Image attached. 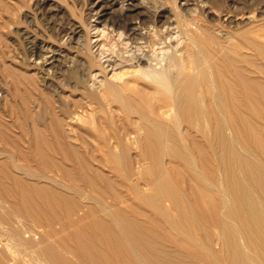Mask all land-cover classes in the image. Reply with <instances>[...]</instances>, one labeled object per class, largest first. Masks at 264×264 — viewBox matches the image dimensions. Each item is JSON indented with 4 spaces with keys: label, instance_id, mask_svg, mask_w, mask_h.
<instances>
[{
    "label": "bare ground",
    "instance_id": "obj_1",
    "mask_svg": "<svg viewBox=\"0 0 264 264\" xmlns=\"http://www.w3.org/2000/svg\"><path fill=\"white\" fill-rule=\"evenodd\" d=\"M95 3L130 49L83 66L79 90L104 113L98 126L73 125L86 106L67 93L60 112L51 95L34 101L23 175L0 160V264H264V19L238 18L221 37L186 17L183 38L159 49L143 0ZM125 66L138 68L116 72ZM2 126L0 142L21 151L25 133L10 139ZM53 171L63 184L28 180Z\"/></svg>",
    "mask_w": 264,
    "mask_h": 264
},
{
    "label": "rangeland",
    "instance_id": "obj_2",
    "mask_svg": "<svg viewBox=\"0 0 264 264\" xmlns=\"http://www.w3.org/2000/svg\"><path fill=\"white\" fill-rule=\"evenodd\" d=\"M143 4H144L143 7L148 10L147 15H144V20H145L144 22L145 23L147 22L146 26L150 25L151 28L155 26L156 27V29L154 27L156 31L155 37L158 40L161 39L160 42L162 43H159L158 46L155 45V48L157 47L159 49L161 48L166 49L164 45L167 46V44H171V42L172 43L174 42L171 45L175 46L174 45L175 42L180 38V36H182V31H183L182 23H184L183 21L184 19L186 20V17L187 20L190 19L191 21L194 22L196 21L195 23L192 22L193 24L191 25V27H193L198 23L201 24V22H203L202 24H207L208 26L216 27L214 28L215 32L221 37L222 35L228 33H229L228 35H230L231 32H235L236 30L240 29L239 27L242 26L241 24L243 22L242 20H244L245 17L247 16L251 19L253 18L252 23L257 26H259V24H261L262 20L264 19V15H263L264 13L261 12L259 7L264 4V0H143ZM96 5L97 4L95 3V0H0V100H1L0 105L3 104L2 102L5 100L4 105L0 106L1 109L0 122H2V125H4V128L2 126V129L4 131L9 130L8 132L5 131V134L7 136L10 134L9 137L7 138L12 139L13 136H15V134L22 136L25 133L24 129L26 131V129L28 130L29 127L28 119L30 118V116L28 114L30 112L34 113L35 112L34 110L42 109V108H36L37 106L35 103H37V101L38 102L44 101L46 99V96H50V95L54 100H56L55 106H57V111L61 106H64V103L67 104L70 95L74 96L75 98L77 97L79 100H81L80 102L82 104L84 103L83 106L86 107L80 108L81 111L78 112V115L74 120L75 122L74 121L72 122L73 125L80 126L81 128H83V129L80 128L81 131L98 126L97 125V123L99 122L98 118L103 117L104 113L100 111V109L98 108L99 105L97 103L91 101L90 99L82 95L80 91L81 82H82L81 80L88 81L87 79L88 71L83 70V66L85 62L87 63L89 61L88 57L91 59L93 58L103 59L104 57L109 56L111 54L113 55L118 51L120 52L126 51L127 53L128 50L130 49V46L128 44H125L126 43L125 40L122 41L117 37H110L112 34L111 30H117V32L118 31L121 32V29L113 28L112 19L109 18L108 19L109 21H106V17L101 16V13L98 11L99 7L98 5L97 6ZM191 11L192 13H190L189 15V12ZM243 11L244 13H242ZM212 12L215 16L212 14ZM224 12H226L225 15ZM170 13L172 15H170ZM241 13L243 14L242 17L245 16L244 18L241 17L242 19L240 18V16L242 15ZM209 14L211 17H208ZM221 14L223 15V17ZM191 15L192 17H188ZM226 15L232 16V18L234 19V21L232 22H235L236 24L235 23L228 24ZM147 16H149V18ZM155 16L157 17L155 18ZM180 16L182 17V19ZM175 17H177L179 21H177V18ZM260 17L262 18V20L261 19L259 20ZM125 18L124 19L121 18L122 21L120 20L124 24L138 21V19H135L134 16H128ZM238 18L240 22L242 21L241 23L238 21ZM209 19L212 22H210ZM213 19L217 21H214ZM255 19L258 20L255 21ZM171 20H172V24H171ZM236 20L238 21V23ZM154 21L156 22V25H154L155 23ZM177 22L178 23L181 22L180 23L181 25L178 24ZM226 23L227 25H225ZM160 25H162V27ZM235 25H236V29H235ZM219 26L222 28L220 29ZM163 28L165 29V31H162L164 30ZM179 28H181V30ZM168 29H171L172 31L174 29L176 30H174L173 33ZM152 30H150V34L152 33L150 38L154 40L155 38H153L154 35ZM157 30H159L160 32ZM261 30L263 31L264 29L258 27L256 31L259 34L264 33V31L261 32ZM162 38H165L166 40ZM182 38L183 36L181 37V39ZM168 39L171 40L168 42L167 41ZM149 40L148 39L141 40L138 42V45H142L143 49L147 47H149L147 49H150L152 48V45L149 44L150 43ZM162 40L167 44L163 43ZM97 42L101 44V50H98V45H96ZM145 44L147 45L149 44V46L147 45L145 46ZM56 54H57L56 59L59 58L56 64L54 66L45 65L46 63L45 61L50 60L51 58L49 57L51 55L56 56ZM2 63L4 64L3 67H2ZM125 67L128 69H126ZM125 67H123L124 69L122 68V69H118V71L116 70V72H120V70L123 72L124 71L127 72L138 68L132 66L131 67L125 66ZM3 69H5V71ZM93 71H94L93 74L97 73L95 72L97 70H93ZM111 71H112L111 69L108 70V72ZM110 74H112V72ZM34 82L36 85L34 84ZM31 90L34 96L31 93ZM41 90H43V93ZM37 91L40 92L38 93ZM98 91L100 92V89ZM66 93H67L66 96H68L66 98L68 100L63 96ZM35 95L37 96V98ZM61 95L63 97H61ZM56 97H58L59 99ZM80 97H83V99ZM84 99L87 100L85 101ZM35 100L37 101L34 102ZM116 114L122 115V113L119 111H116L115 115ZM48 116L49 115H45L46 118L44 117V119L46 121L43 119L45 121L44 124H46L49 121L50 117ZM11 117L13 118V120ZM5 118H6L5 122L9 121L11 123L3 122ZM25 118L27 121L25 120ZM15 119L17 120L16 122ZM25 123L26 124L28 123L27 126ZM5 125L7 126L10 125L12 127L15 126L13 127L14 130H11L12 127L10 126L7 127ZM40 126L43 127V124H41ZM19 128L22 129L23 131L20 130ZM25 135L26 133L20 138L15 136L16 139H19V141L21 142L20 143L21 144L20 146L22 148L21 151H18V149L14 148V146H11V144L8 142L10 144L9 147V144L6 143L7 141L5 142L7 145H5L4 142L3 144L2 142H0V160L1 159L7 160L9 162L10 167L11 166L13 167V171L15 173L19 172L18 171L19 169L17 170L16 165L24 164L25 167V165L27 164L26 162L24 163L25 159H23L24 160L23 161L22 160L23 157L20 156L23 153V151L25 153L29 152L28 154H30L31 149L28 147V144L26 142L27 137ZM24 136L26 138H24ZM92 142L93 144L95 143V141L93 140ZM6 156L9 158H7ZM15 159L18 160L17 163ZM13 164L15 165V167ZM68 164L69 163H67L66 165L69 166ZM29 166L30 168H33L32 170H34V172L36 171V173H38L37 168L33 167L36 166L35 163H33V161L32 162L29 161ZM21 173L23 175L22 170H20L18 174ZM36 173L33 174L37 175ZM51 173L52 172L43 173V175L46 176L45 178L37 176L40 177L37 179L35 178L36 176L35 177L30 176L31 178L28 177V180L32 182H34V180L35 181L39 180V183L43 184L44 182H47L49 178H52L53 175L55 181L57 180L56 182L59 181L61 182L63 180L59 176L58 172L53 171L54 174L52 173V175ZM49 174L51 176H49ZM61 184H63V181L61 182ZM161 230H157V228H155L156 232L155 231L154 232L156 234L161 233L160 235L163 236L165 232Z\"/></svg>",
    "mask_w": 264,
    "mask_h": 264
}]
</instances>
